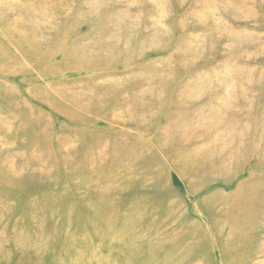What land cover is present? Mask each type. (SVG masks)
I'll list each match as a JSON object with an SVG mask.
<instances>
[{
	"label": "rangeland",
	"instance_id": "374dc122",
	"mask_svg": "<svg viewBox=\"0 0 264 264\" xmlns=\"http://www.w3.org/2000/svg\"><path fill=\"white\" fill-rule=\"evenodd\" d=\"M76 263L264 264V0H0V264Z\"/></svg>",
	"mask_w": 264,
	"mask_h": 264
},
{
	"label": "bare ground",
	"instance_id": "6f19581e",
	"mask_svg": "<svg viewBox=\"0 0 264 264\" xmlns=\"http://www.w3.org/2000/svg\"><path fill=\"white\" fill-rule=\"evenodd\" d=\"M82 253V252H81ZM84 256V255H83ZM82 260V259H81ZM77 264V263H76Z\"/></svg>",
	"mask_w": 264,
	"mask_h": 264
}]
</instances>
